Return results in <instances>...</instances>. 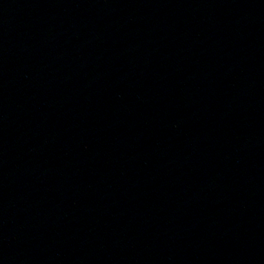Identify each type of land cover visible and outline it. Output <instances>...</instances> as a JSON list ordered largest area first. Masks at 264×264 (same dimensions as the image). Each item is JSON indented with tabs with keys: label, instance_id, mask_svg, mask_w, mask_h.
Returning a JSON list of instances; mask_svg holds the SVG:
<instances>
[{
	"label": "water",
	"instance_id": "1",
	"mask_svg": "<svg viewBox=\"0 0 264 264\" xmlns=\"http://www.w3.org/2000/svg\"><path fill=\"white\" fill-rule=\"evenodd\" d=\"M0 264H264V0H0Z\"/></svg>",
	"mask_w": 264,
	"mask_h": 264
}]
</instances>
